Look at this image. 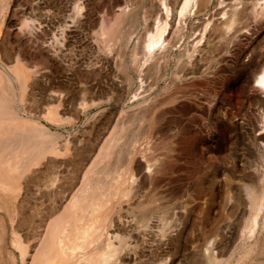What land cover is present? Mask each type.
Instances as JSON below:
<instances>
[{
  "label": "rangeland",
  "instance_id": "rangeland-1",
  "mask_svg": "<svg viewBox=\"0 0 264 264\" xmlns=\"http://www.w3.org/2000/svg\"><path fill=\"white\" fill-rule=\"evenodd\" d=\"M263 68L264 0H0V264H264Z\"/></svg>",
  "mask_w": 264,
  "mask_h": 264
},
{
  "label": "bare ground",
  "instance_id": "bare-ground-1",
  "mask_svg": "<svg viewBox=\"0 0 264 264\" xmlns=\"http://www.w3.org/2000/svg\"><path fill=\"white\" fill-rule=\"evenodd\" d=\"M204 1L205 0H201V2H204ZM239 1H243V0H239ZM247 1H249V0H247ZM230 2H232V1H230ZM237 4H239V2H237ZM231 5L233 6V4H230V6ZM241 5H243V4L241 3ZM237 7L238 6L231 7L232 8V9H230L231 11L229 10L230 11V14H228L229 16H226L227 18L222 23V25H223L222 27L224 29H228V28H230V29L231 28H234L235 29L237 26L240 25L241 20L243 19L242 17L244 15V13H243V9L240 8L241 9L240 10ZM250 14H252V13L250 12ZM248 16H250V15H248ZM248 16H246V17L248 18ZM218 25H220V23ZM220 30H223V29H220ZM228 31H230V30H228ZM236 31H239L241 33L240 29L239 30L237 29ZM214 33H213V36H214ZM231 33H232V29H231ZM233 33H236V32H233ZM219 34H221V33H219ZM224 34H225V31H224ZM237 34H238V32H237ZM217 35L218 34H216L215 36H217ZM225 36H227V35H225ZM228 36H229V34H228ZM232 37H233V34H232ZM228 38H231V37L229 36ZM226 39L227 38L225 37V40ZM211 40H213V39H211ZM225 40L223 42H225ZM261 76L264 78V68L262 69V71L260 73V77H258V74H257V77L260 78V79H261ZM15 140H24L25 142H27V141H30L31 140V137L29 135L27 136V134H19L18 136H16V134L15 135L14 134H11L9 137L8 136L7 137H0V146H5L9 142L15 141ZM105 153H107V149H106V152L104 151V154ZM103 172H104V170H103ZM93 174H94V172H93ZM96 189L97 188L94 189V187L92 188V196L95 195L94 197L95 198L96 197L98 198L100 195H96V193H95L96 192ZM124 195H126V194H124ZM101 197L102 196H100L99 198H101ZM78 200H79L78 197L74 198L72 204H75L76 205L79 202ZM90 204L92 206V208H91L92 211L91 212L92 213H95V211L102 204V202L99 199L98 201H92V202H90ZM142 214L144 216V219H146V217H147L146 213H142ZM85 216L86 215L84 213V210H81L80 213H75L73 215L72 221H71L72 226L70 228L68 227L67 229H65V231L63 232V234L59 236V238L57 240V254H58L57 259H58V261H61L62 262L65 258H70V257L74 256L75 254H79L80 253L82 255L83 260H84L85 263H88L89 262L91 264H108L109 261L112 260V258L115 256V253L117 251V247L114 246L111 242H108L105 245V248L102 251H98V250L95 251V250H92V249H91L92 251H89L87 253L84 251V249H86L87 247L89 248V246H91L96 241V239H97V231H98L97 226H96V220L95 219H92V218L86 219ZM96 249H98V248L96 247Z\"/></svg>",
  "mask_w": 264,
  "mask_h": 264
}]
</instances>
